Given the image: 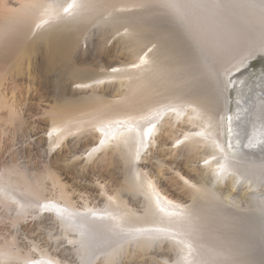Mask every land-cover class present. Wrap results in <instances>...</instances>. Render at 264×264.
<instances>
[{
  "label": "bare ground",
  "instance_id": "bare-ground-1",
  "mask_svg": "<svg viewBox=\"0 0 264 264\" xmlns=\"http://www.w3.org/2000/svg\"><path fill=\"white\" fill-rule=\"evenodd\" d=\"M99 1L5 0L0 72L4 50ZM147 9L173 33L189 97L150 84L163 73L150 46L102 61L87 32L65 66L20 49L0 108L22 117L38 94L47 121L0 138V264H264V74L247 83L264 68V0Z\"/></svg>",
  "mask_w": 264,
  "mask_h": 264
},
{
  "label": "rangeland",
  "instance_id": "rangeland-1",
  "mask_svg": "<svg viewBox=\"0 0 264 264\" xmlns=\"http://www.w3.org/2000/svg\"><path fill=\"white\" fill-rule=\"evenodd\" d=\"M4 1L5 0H0V12L3 10ZM147 1L149 2V0H100L97 3L99 6L96 4L94 7L95 9L90 10L87 20L85 19V21H81L82 23L81 22L77 23L75 25H72V27L70 26V24H68L66 25L67 27L63 26V29L62 27H56L54 29L44 31L39 35H37L36 37H31V38L26 37L20 39V41L18 42L15 48L6 49L2 52V56L4 54L5 55L3 56L4 59L3 69L0 72L1 73L0 92L2 88L3 89L5 88L7 90L8 84L10 82L9 79L13 78V76L15 75V73L11 70L13 69L14 64L19 58V51L21 48L23 47L29 48L31 46L38 54H40V52L42 54L45 51V53L42 54V56L45 59L44 64L46 65L52 64L53 57L59 52L60 54H62L61 55L62 62L61 61L59 62L65 66L72 63L73 50L83 42L84 37H87L91 33L89 36L93 37V41L95 42L94 44H96V47L98 49V56H100L99 58L102 61L114 59L118 55L121 57L120 61L122 62L127 57L124 56V54H127L128 56L131 55L132 57H134V59H140L142 50L146 46H150V48H156L157 53L155 58L156 57L157 58L155 60L156 61L155 64L159 65L163 73H161L159 76L155 77L154 79H151L150 84H152V86L155 87L156 89L163 88L165 92L168 94L172 93V95L181 94L183 96H188V97L191 96L192 93L191 90L186 89L188 86V81H186L185 79L186 75L182 67L183 62L181 58L179 59V57L176 56L177 48L175 47L177 46L174 47L173 45L174 48L171 46L172 43L174 42L172 37L173 33L171 32V30H169L170 27L168 25L167 26L165 25L166 26L165 27L163 26V24H161V23L166 24L165 21L163 22V20L158 19L156 17H153L155 19H153L152 17H144L146 16L148 11ZM65 5H63L64 8L62 7L63 9L61 12L62 14L63 12L65 13V11L67 10ZM90 15L92 16L91 18ZM161 25L163 27H160ZM64 27L66 28L69 27V28L66 29ZM130 29L132 30L130 31ZM129 31L130 33L133 31V34H135L136 36L128 35ZM166 31L169 33V35ZM126 32L128 34H126ZM95 33L96 35H94ZM117 34L118 36L121 34L122 35L126 34V36L129 37L128 38L125 36L126 37L124 38L125 48H123L122 50H120L119 48H115L114 47L115 40L113 38H112L113 40L111 39V37H113L114 35L117 37ZM127 40L129 41V43L127 42ZM29 41H31L33 44L32 43L29 44ZM126 42L129 44V46ZM57 46L59 50L55 48ZM45 54H47V56H45ZM98 60L99 59H97V62ZM47 61L50 64H48ZM259 65L260 63L257 62L255 68H257ZM181 67L182 69H180ZM11 73H12V77H11ZM81 73L84 72L76 71V70L73 71L74 75H81ZM14 78L16 83L20 85L22 79L17 75ZM110 80L111 79H109V81ZM3 89L2 91H5ZM87 96H89V94H87ZM38 99H39L38 94L36 95L34 94L31 97V101H30L31 104L29 107V111L22 117H19V115H17L18 113L10 114L9 110L5 106V105H9L8 102L9 100L7 98L3 99L4 105H2V107L0 108V138L1 139H4L5 141L9 142L10 140L13 139V137H17L18 135H21L22 131H27L29 129H32V127L35 126L34 124L36 122L37 124H40L42 122L47 121L46 115H41L40 113H38V109L42 107V105L39 104ZM91 99H93L92 96L86 98L87 101ZM49 106H46L45 108L49 109ZM57 147L58 145L54 146V148ZM61 156L62 153L60 152L59 157Z\"/></svg>",
  "mask_w": 264,
  "mask_h": 264
},
{
  "label": "water",
  "instance_id": "water-1",
  "mask_svg": "<svg viewBox=\"0 0 264 264\" xmlns=\"http://www.w3.org/2000/svg\"><path fill=\"white\" fill-rule=\"evenodd\" d=\"M264 74V68H263V64L260 63V65L255 69V70H250V74L247 78V83L248 86L251 88L253 86V84L255 82H257V80L260 78L261 75ZM251 90H249L248 92H250ZM237 94H234L233 97H236Z\"/></svg>",
  "mask_w": 264,
  "mask_h": 264
}]
</instances>
